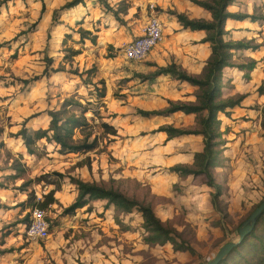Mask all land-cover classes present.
Masks as SVG:
<instances>
[{"label":"rangeland","instance_id":"374dc122","mask_svg":"<svg viewBox=\"0 0 264 264\" xmlns=\"http://www.w3.org/2000/svg\"><path fill=\"white\" fill-rule=\"evenodd\" d=\"M71 1L0 0V264L209 262L223 245L238 239V227L264 200V105L241 107L252 94L264 102V0H234L228 6L229 13L253 18L236 23L237 27L229 21L223 37L248 45L234 52L232 64L251 68L243 70L246 75L241 80L247 86L237 89L248 92L223 98H240L236 105L240 108L226 115L228 125L220 129L216 147L218 161L209 167L220 192L215 206L216 189L207 185L206 178L172 171L174 167L198 168L194 156L202 152L203 138H169L158 131L168 126L199 130L203 114L139 115V110L151 106L159 111L168 108L169 101L191 102L157 95L158 99H148L141 106L126 76L144 81L141 77L154 74L158 67L147 64L148 56L140 62L123 57L125 47L147 23L150 5L161 17L163 42L178 54L185 52L189 35L172 13L205 21L210 14L194 7L193 0H82L62 8ZM69 50L76 53L71 55ZM198 52L207 50L199 47ZM144 66L150 71L135 73V68ZM253 70L258 73L250 84ZM101 83L105 97L99 101L94 88L100 89ZM71 97H81L78 101L83 107L89 100V110H95L94 116L89 111L85 117L97 147L85 154L61 155L42 140L29 154L18 136L22 126L29 131L46 129L48 112ZM245 110L256 116L249 118ZM75 111L80 114L81 109ZM102 123L109 124L115 135L105 132ZM16 164L24 169L19 179L12 178ZM71 179L149 206L165 227L175 231L176 245L189 246L193 252L176 249L172 242H153L137 210L123 214L106 200H89L73 214H65L78 195ZM51 191L55 202L37 207ZM31 192L34 202L28 199ZM33 209L46 214V240L32 241L24 233ZM239 251L248 260L253 249L248 243ZM233 260L242 263L237 256Z\"/></svg>","mask_w":264,"mask_h":264},{"label":"trees","instance_id":"16d2710c","mask_svg":"<svg viewBox=\"0 0 264 264\" xmlns=\"http://www.w3.org/2000/svg\"><path fill=\"white\" fill-rule=\"evenodd\" d=\"M43 1V0H40ZM234 0H193V4L204 9L210 14V20L205 21L201 19H190L184 14L172 13L176 17L179 25L190 31H203L206 37L202 39L201 43H209L211 54L206 62L202 76H192L181 70L176 64L172 63L165 68H158L157 71L150 76H142L143 80H151L160 75H168L172 79L188 83L197 88L195 103H173L168 102V108L161 111H142L139 110V115L143 117L165 116L175 112H183L184 114L201 115L199 118V130H182L173 127H161L159 132H164L169 138H179L187 135H200L203 138V151L200 154H195V160H199V166L195 170L184 167H174L172 171L181 176L204 177L207 179V185L210 188L216 189L213 198V206L216 205L217 199L220 195L219 188L215 184L209 167L215 165L218 161L219 152L216 147L219 145L218 139L220 137V120L217 118L219 112L228 115L225 112L228 108H233L239 104L238 99H223L221 98V71L225 67H237L239 70L251 68L250 66H234L232 64V55L234 51L247 49L248 45L242 42H226L223 39L225 31V23L227 19L244 20L253 19L248 15L229 13L227 8ZM82 0H72L66 3L62 8L68 9L81 3ZM44 4H42V12ZM89 35V32H85ZM85 37V36H84ZM74 55L76 52L68 51ZM47 72V69L44 73ZM90 73V72H88ZM87 73V75H89ZM87 84H91L86 82ZM97 92V99L105 97V86L101 83V88L97 86L94 88ZM80 98H68L63 102L57 110L48 112L49 124L46 129H37L29 131L22 126L18 132L26 151L33 154L38 149L37 144L44 140L52 144L61 155L67 154H85L93 151L97 147L95 138L91 139V132H89V122L85 117L87 112H91L94 116L95 110H89L91 103L86 100V106L78 101ZM75 108L81 109L80 114H77ZM264 113V112H263ZM101 127L105 132L115 135V130L107 123H102ZM76 133H79V138H76ZM16 172L13 179L21 178L20 175L24 173L21 165L16 164L12 166ZM72 183L77 187L78 195L74 203L64 209L65 214H73L77 209L86 206L89 200H106L108 205H112L114 209L123 214H129L133 210H137L143 219V227L146 232L152 234L150 238L153 242H172L176 245L175 239L177 234L175 231L168 229L164 224L154 215L149 206L140 205L134 200L126 198L121 193L115 192L111 189L107 190L95 184H90L80 180L71 179ZM54 191L43 196V202H37L36 206L39 208H46L52 205L55 200L53 198ZM28 199L35 201V196L31 192L28 194ZM260 204V203H259ZM258 204V205H259ZM252 239V241H250ZM250 244L253 251L250 259H246L245 255L239 251L240 247ZM176 249L187 250L192 253L189 246L183 247L181 244L175 246ZM237 256L242 263H234L233 260ZM219 264H264V213L256 224V227L251 234L243 240V242L232 250Z\"/></svg>","mask_w":264,"mask_h":264},{"label":"crops","instance_id":"0c3cea01","mask_svg":"<svg viewBox=\"0 0 264 264\" xmlns=\"http://www.w3.org/2000/svg\"><path fill=\"white\" fill-rule=\"evenodd\" d=\"M157 1L159 2V0H157ZM193 6L196 7L197 9L205 11L204 9H202L196 5H193ZM228 8H227V10H228ZM205 12H207V11H205ZM159 18L161 19V17H159ZM248 19H250V18H248ZM246 20L247 19H244V20L227 19L226 23H225V31L230 28V27H228L229 21H231V24H230L231 27H233V25H235V27H237L236 23L244 22ZM250 23H252V22H250ZM180 28L183 29L182 27H180ZM186 32H188L189 38L187 39L185 52H182V54L176 53L174 51V49L170 45H168L169 43H164L163 39H162V41L150 52V54L146 58L147 64L155 65L158 68H165L168 65L174 63L177 66H179L181 68V70H183L184 72H186L189 75L200 76L201 74H203L204 68L206 66V62L208 61L210 54H211L209 43H201L202 39L206 37V34L203 31H190L188 29H186ZM141 33H142V30L139 33V35H141ZM223 37H224V35H223ZM190 41H195L196 45H190ZM226 42H228V41H226ZM199 47L203 50H207V52L199 53L198 52ZM234 52H233V54H234ZM150 69L151 68L144 66L141 69L135 68L134 71H135V73H138V72L145 73V71L146 72L148 70L150 71ZM257 73H258V70L257 71L253 70L249 74L250 84L253 81V79L257 77ZM245 75H246L245 71H243V70H237V69H234L233 67L223 68V70L221 71V84H222L221 95H222V98L232 97V96L236 95L237 93H240V94L247 93L248 89L237 90L239 86H247L245 79H244V82L242 81L243 77L245 78ZM126 77L131 79L128 87L132 90L131 91L132 94H135L134 99H138V104H140L141 106L144 105V103H146L145 101L148 99H150V101H153L154 99H158L157 95L158 96L160 95L161 97H168L169 99H174V100L176 99L178 101L187 100L185 102H191V103L196 102V97L191 96V94H194V91H195V94L197 93L196 92L197 88L195 86H192V85L185 83V82H180V81L174 80L168 75H160V76H157L151 80H144V81L133 79V78H131V76H126ZM163 81H164V83L162 84ZM165 84H168L170 86H168L167 89H163V86ZM234 88H235V90H234ZM152 94L155 98H152ZM187 94H189V95L186 96ZM160 96H159V98H160ZM254 104H259V105L263 106L264 102H261L260 98L254 96L252 94L251 96L245 97V99L241 103V107H249V106H253ZM151 107L150 108L148 107L146 110H142V111H158V110H156V108H151ZM166 107H167V105L163 106L162 110L165 109ZM239 108H240V105L235 106L233 108H228V109H226V111L227 112L237 111V110H239ZM244 113L249 118L256 116V112L251 111V110H245ZM174 114L183 115V116H192L193 115V114L187 115V114H184L183 112H175V113L168 114L165 116H170V115H174ZM193 116H195V115H193ZM225 117H226L225 113L219 112L217 114V118L220 119V121H221L222 127L220 129H223L224 125L228 123V120ZM183 137H186V136H182L180 138H183ZM201 151H203V144H202Z\"/></svg>","mask_w":264,"mask_h":264},{"label":"built area","instance_id":"2783aa9c","mask_svg":"<svg viewBox=\"0 0 264 264\" xmlns=\"http://www.w3.org/2000/svg\"><path fill=\"white\" fill-rule=\"evenodd\" d=\"M150 16L140 36L130 42L124 49L123 57L128 62H140L162 41L163 27L154 6L150 5ZM25 235L32 241L46 240L49 234L46 214L43 210L33 209L25 230Z\"/></svg>","mask_w":264,"mask_h":264},{"label":"water","instance_id":"95a60500","mask_svg":"<svg viewBox=\"0 0 264 264\" xmlns=\"http://www.w3.org/2000/svg\"><path fill=\"white\" fill-rule=\"evenodd\" d=\"M264 213V200L253 210L249 217L238 227V239L234 242L223 245L215 257L207 263L201 264H219L228 256L234 248H237L245 238H247L256 227L257 222Z\"/></svg>","mask_w":264,"mask_h":264}]
</instances>
